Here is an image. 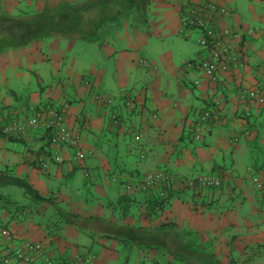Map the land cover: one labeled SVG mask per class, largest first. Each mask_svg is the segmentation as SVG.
I'll list each match as a JSON object with an SVG mask.
<instances>
[{
  "label": "crops",
  "instance_id": "0c3cea01",
  "mask_svg": "<svg viewBox=\"0 0 264 264\" xmlns=\"http://www.w3.org/2000/svg\"><path fill=\"white\" fill-rule=\"evenodd\" d=\"M186 1L0 0L2 15L29 14L25 3L31 15L52 18L45 38L0 54V121L27 120L35 111L28 105H66V125L87 154L77 162L74 149L43 135L0 136V188H10L8 203L25 215L15 219L0 203V224L41 242L58 262L83 255L93 264H264V105L239 100L242 90L264 85V38L246 35L239 72L213 80L186 71V62L199 59V48L186 42L195 36L179 32ZM210 1L229 12L219 26L244 34L252 28L233 0ZM252 2L264 26V0ZM178 37L188 45L181 64L159 47L169 42L181 51L172 41ZM99 95L112 104L100 105ZM205 111L212 121L201 122ZM157 171L208 173L224 182L218 189L178 190L164 208L151 201L154 195L124 188ZM58 211L72 223H47Z\"/></svg>",
  "mask_w": 264,
  "mask_h": 264
},
{
  "label": "built area",
  "instance_id": "2783aa9c",
  "mask_svg": "<svg viewBox=\"0 0 264 264\" xmlns=\"http://www.w3.org/2000/svg\"><path fill=\"white\" fill-rule=\"evenodd\" d=\"M229 12L210 0H188L180 8V33L185 39H191L198 35L199 47L198 60L189 61L184 64L186 71L191 69L201 70L208 77L216 80L217 73L239 72L245 68L243 54L246 51V35L253 37L264 33L258 28L246 29L244 33L232 30L226 26H219L218 20L227 17ZM243 43V47L240 48ZM144 67H151L147 61H141ZM152 68V67H151ZM100 105L112 104V99L104 96L95 98ZM241 102H253L264 105V85L258 84L255 88L244 89L239 94ZM128 108H133L130 98L126 102ZM216 105L218 103L216 102ZM219 106V105H218ZM216 106V107H218ZM30 110H34L31 108ZM67 106L63 109L43 108L36 115L25 121H0V136L5 138H16L32 132H50L53 135L54 145H64L75 150V161L81 162L86 156L82 150L80 136L69 129L66 125ZM212 113L206 112L201 116V122L212 121ZM195 137L199 140L203 128L197 122ZM141 138L138 135L135 140ZM62 162V159H59ZM45 168L46 164L42 163ZM88 176V175H87ZM223 177L219 175H202L198 177H185L171 174L166 171H157L145 175L136 184L128 183L124 188L128 191L141 189L144 191L159 189L162 195L175 190H210L223 186ZM259 187H262L259 179H255ZM91 256H76L68 262H58L51 257L44 245L40 242L23 240L13 231L0 225V264H93Z\"/></svg>",
  "mask_w": 264,
  "mask_h": 264
},
{
  "label": "trees",
  "instance_id": "16d2710c",
  "mask_svg": "<svg viewBox=\"0 0 264 264\" xmlns=\"http://www.w3.org/2000/svg\"><path fill=\"white\" fill-rule=\"evenodd\" d=\"M51 21H52V18L47 17L44 14H36V15H29L27 13L16 14V15H2V14H0V54L7 52V51H10V50H17V49L25 48L32 43H35L37 41L42 40L43 38H45L47 36V34L52 33ZM129 100H130V98H128V100H126V102ZM28 107H33L35 110V111H33L34 113H36L37 111H41L43 109V108H40V106H36V105H34V106L28 105ZM46 108H55V107H46ZM33 116H35V115H32L31 117H33ZM13 121H16V120H13ZM32 134L43 135L45 138L48 137L49 142L53 143V141H52L53 135L49 131L48 132H32ZM138 135H140L138 132L134 133V138H136ZM12 138H14V137H12ZM16 138H18V137H16ZM59 146H64V145H59ZM133 146H135V145H133ZM64 147H68V146H64ZM40 166L43 169H46V167L44 168L42 166V164H40ZM144 176L137 178V180L132 182V184H136L138 182V180H140ZM126 184H123V185L125 186ZM134 191L145 192L147 195H150V196L154 195L155 197L153 199H151V201L155 203L157 208L158 207L164 208L168 204V201L171 198V195L174 194L175 192H177L176 190L175 191H169V193L166 192L165 194L162 195L161 194L162 191L159 189H155V188L152 190H147V191H144L141 189L140 190L136 189ZM58 212L60 213L62 211H58ZM64 215L67 218V223L71 224L72 223L71 221H73L72 217H70L68 215V213L63 214L62 216H64ZM21 216L24 217L25 215H21ZM0 225H2V224H0ZM2 226H4L7 229L12 230L7 225H2ZM13 233L17 237H19L18 234H16L14 231H13ZM21 239H23V238H21Z\"/></svg>",
  "mask_w": 264,
  "mask_h": 264
},
{
  "label": "rangeland",
  "instance_id": "374dc122",
  "mask_svg": "<svg viewBox=\"0 0 264 264\" xmlns=\"http://www.w3.org/2000/svg\"><path fill=\"white\" fill-rule=\"evenodd\" d=\"M27 12H29V14L31 15L32 13V7H28L27 4L24 3V5L22 6ZM232 8H236L235 11H237L238 15H239V18L241 19V21L245 24H248L249 22V25H251L252 28L254 27H259V28H264V26L259 22V20L257 18H255L253 16V12H252V7H255L254 3L252 2V0H233L232 1ZM228 9V8H227ZM230 10V9H229ZM259 12V10H258ZM25 13V12H24ZM258 14V13H257ZM16 15V14H15ZM244 25V24H243ZM194 39H189L191 41H186L188 43H191L194 47V50H197L198 51V44H197V37H193ZM180 37L178 38H173L172 41L175 42V44H179L180 45V49L181 51H179L172 43H169V42H165L163 44H161V46L159 47H163L161 50L164 51L166 49H169L172 53V58H173V61L175 64H181V61L182 59H185L187 58L188 56L185 55L182 51H185V49L187 48V46L185 45V41L182 42ZM157 43V42H156ZM155 43L151 44V47L153 48V45ZM79 46V44H78ZM79 49V47H78ZM51 78L50 76L47 77V80L45 79V83L47 84H50L51 83ZM33 83L36 84L37 83V79H33ZM31 115H36V113H33ZM208 174V173H207ZM205 174V175H207ZM209 175V174H208ZM28 191L29 190V187L26 188ZM10 190V188L8 187H4V188H0V203L1 205L6 206L8 207L7 209L9 211H6L8 212L9 214L11 215H16L15 219H21L22 216L19 214H17V208L18 207V204L15 205V203H8V199H7V194H8V191ZM128 191V190H127ZM178 191V190H176ZM55 193V192H54ZM56 194V193H55ZM55 196L54 195V198L55 199ZM143 196V195H142ZM13 199V197H12ZM15 200V199H13ZM20 211V210H18ZM50 214V213H49ZM59 215H55L52 217V220H50V215H48L47 219H46V222H50L51 225L54 224L56 226H58L59 228L62 227V225L66 224V221H67V218L66 216H60V213H58ZM23 215V214H22ZM91 235V234H90ZM89 236L85 237V238H88ZM41 243V242H40ZM125 249V248H124ZM255 249L257 250H260V247H256ZM124 252H126L124 250ZM37 264H44L43 262H38Z\"/></svg>",
  "mask_w": 264,
  "mask_h": 264
}]
</instances>
